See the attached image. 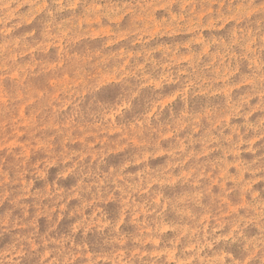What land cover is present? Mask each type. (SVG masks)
Returning <instances> with one entry per match:
<instances>
[{
  "label": "rangeland",
  "instance_id": "obj_1",
  "mask_svg": "<svg viewBox=\"0 0 264 264\" xmlns=\"http://www.w3.org/2000/svg\"><path fill=\"white\" fill-rule=\"evenodd\" d=\"M0 264H264V0H0Z\"/></svg>",
  "mask_w": 264,
  "mask_h": 264
}]
</instances>
